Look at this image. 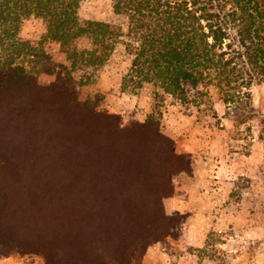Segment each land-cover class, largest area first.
Here are the masks:
<instances>
[{
    "label": "trees",
    "instance_id": "trees-1",
    "mask_svg": "<svg viewBox=\"0 0 264 264\" xmlns=\"http://www.w3.org/2000/svg\"><path fill=\"white\" fill-rule=\"evenodd\" d=\"M84 0H0V257L46 264H141L180 223L164 199L190 170L158 118L122 126L81 101L63 65L20 36L40 19L73 64L100 72L118 44L132 57L123 84H145L182 104L210 88L227 105L264 79V0H112L127 32L83 20ZM87 38L91 48L74 47ZM54 77L49 86L39 75ZM205 91V93H204Z\"/></svg>",
    "mask_w": 264,
    "mask_h": 264
},
{
    "label": "rangeland",
    "instance_id": "rangeland-1",
    "mask_svg": "<svg viewBox=\"0 0 264 264\" xmlns=\"http://www.w3.org/2000/svg\"><path fill=\"white\" fill-rule=\"evenodd\" d=\"M83 20L108 22L127 32L128 19L115 14L112 0H84ZM40 19L24 22L20 36L63 65L74 78L81 101L120 116L122 126L158 118L161 132L186 155L190 170L173 178L174 194L165 211L178 217L174 235L148 247L141 264H264V79L248 89V97L226 104L217 90L202 103L182 104L158 96L150 84L133 91L123 84L132 57L120 43L98 73L73 64L58 41L47 36ZM91 48L87 38L74 44ZM49 86L54 77L40 74ZM205 93V91H204ZM0 264H46L39 254L0 257Z\"/></svg>",
    "mask_w": 264,
    "mask_h": 264
}]
</instances>
